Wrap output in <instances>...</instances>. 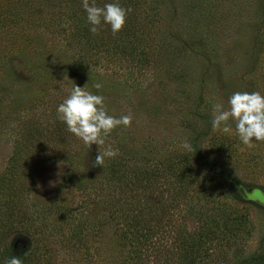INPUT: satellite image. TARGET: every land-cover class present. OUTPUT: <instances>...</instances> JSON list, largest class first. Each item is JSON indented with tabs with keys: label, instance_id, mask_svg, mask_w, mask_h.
Returning a JSON list of instances; mask_svg holds the SVG:
<instances>
[{
	"label": "rangeland",
	"instance_id": "374dc122",
	"mask_svg": "<svg viewBox=\"0 0 264 264\" xmlns=\"http://www.w3.org/2000/svg\"><path fill=\"white\" fill-rule=\"evenodd\" d=\"M111 2L96 0L100 7ZM115 2L131 9L123 28L113 35L105 25L85 35L76 29L79 19H86L79 11L81 0H0V175L10 178L16 201L12 212L6 206L3 211L10 229L22 220L9 236L0 231V247L9 245L30 257L36 251L39 260L32 258L38 264H104L101 257L122 253L116 245L125 251L114 227L93 231L96 223L116 222L112 201L126 202L131 192L123 187L125 174L103 186L86 185L100 179L103 167L94 166L95 158L111 146L128 167L138 168L140 186L146 185L151 201L165 199V180L174 179L166 170L188 158L191 191L204 192V206L199 203L196 214L214 212L211 207L224 203L225 213L214 215L223 241L200 264L252 261L264 252V205L234 199L214 173L195 165L184 144L192 145L191 137L197 136L203 155L226 165L240 190L264 193V142L241 143L231 120L227 132L223 125L211 126L215 103L227 110L235 92L264 95V0ZM95 83L102 84L99 91ZM74 86L102 95L109 115H128L130 125L113 129L104 145L88 148L56 118L57 106ZM57 128L62 137L55 135ZM23 136L29 147H21ZM17 149L20 162L14 163ZM152 169L156 176L149 175ZM69 171L74 178L67 185ZM199 224L196 215H187L188 229ZM75 225L81 230L78 244L69 241ZM160 226L155 237L163 229L169 232L172 223ZM155 237L141 256L148 264L169 258L156 257L161 247Z\"/></svg>",
	"mask_w": 264,
	"mask_h": 264
},
{
	"label": "trees",
	"instance_id": "16d2710c",
	"mask_svg": "<svg viewBox=\"0 0 264 264\" xmlns=\"http://www.w3.org/2000/svg\"><path fill=\"white\" fill-rule=\"evenodd\" d=\"M79 11L82 15L85 13L83 8ZM79 22L80 23L76 28L77 31H84L86 35L89 31L88 27L90 26L87 25L86 19H83V17L79 19ZM129 28L131 29V27ZM59 126L64 127V124L60 122ZM55 135L62 137V134H60L58 128ZM26 139L28 138L25 136L21 138V147H29L31 142L27 141ZM197 140H199L197 136L194 135L191 137V143L193 147L191 148L190 152L192 157L196 159L195 165L201 166L205 172L214 173L220 181L224 182L228 186V191L234 199L245 201L243 195L240 193V185L237 186V184H234L233 182L235 179L232 176L233 172L226 165L204 156L201 148L196 144ZM23 149L21 151H23ZM17 152L18 149L15 151L16 154H13L12 157L14 163L20 162V157L17 156ZM188 161L189 159L187 158L182 160L180 164L176 163L175 165L169 166L166 171L173 173L174 179L168 180V178H166L165 180V183L167 184V186H165V191H167L165 199H162L161 197L156 201H151L148 198L149 196L146 192L148 191L146 189V185H143L142 188L140 186L142 176L139 174L137 167H128L127 164L130 163L125 162V159L120 158L119 155L116 156V158H111L110 160L105 159L104 163H107V165L102 166L103 168L100 171V179L95 182L92 181L93 179H90L86 185L91 183L90 186L92 188L96 184L103 186L105 182L111 180L113 177L118 178L119 172L120 174L122 172L125 174V185L127 186V189L125 188L126 186L123 187L125 190H130L131 192L126 195V202H120L118 198L113 199V201L111 200L115 205L114 208H111V213L113 214L112 217H114L116 220L114 224L98 223L97 225L96 223L93 227V231L95 229L98 231H103L104 228L108 229L110 227H114L119 231L120 238H117V240L121 241L120 245L126 243L125 251H122L121 246H115L117 251L120 250V252H122L119 256H117V253L114 254V252L111 251L106 257H101L104 259V261H106L104 264H148L150 261H144L146 259H143L141 256L144 255V252L146 253L145 246H149L150 240L155 237L154 235L161 227L160 224L164 223V221L172 223V226H170L169 230H167L169 232H166L163 229L160 232V236L155 237V240L158 242L157 247H161L155 250V255L156 257L169 256V258L163 262H155V264H200L201 261H206V257L210 256V253H212L213 250L217 248V241H223L221 240V236L219 234L217 235L216 233L217 226H214V224L217 219L214 215L215 213L216 215L219 213H225L223 211L224 209H222L223 207L221 206L224 203L216 205V207H211V209H214V212H208V210L204 211L202 209L201 213L199 212V214H196L194 208H196V206H198V204L201 202L200 200L203 199V190H200L202 197L199 195L195 203L189 204L190 202L188 203L187 201L193 199V197L195 198V195L200 193L198 190L195 193L194 191H191V187L193 185L191 183L193 179L191 171H193V167L188 164ZM129 166H131V164ZM146 170L147 169L143 171ZM151 171H149V175L153 176L154 174L156 176L154 169ZM169 172H167L168 175H170ZM163 174L165 173L160 172V175ZM73 178V173L69 171L66 173L64 182L67 185L70 183L72 184ZM9 179L10 178L7 179V176L5 175L0 177V185L2 187L4 196L3 201L0 202V208L3 211V207L6 206V209L9 210V212H12L15 206L14 202L16 201L12 198L10 193V185L7 184ZM205 192L207 197L209 192H207V190H205ZM184 205L186 208L184 210H180L179 207H183ZM199 206H204V204L200 203ZM177 211H181V216ZM79 214V216H84L83 213ZM188 214L190 216L193 214L196 215V219L201 222V224L197 226V229L190 230L186 227L185 219L187 218ZM8 216L9 215H7L5 211L0 214V231L2 230L4 233L2 235L4 238L9 236L10 231H17L19 227L18 225L21 226L22 224V220H18L15 223L14 228L10 229L9 224H7L9 222ZM76 218H78V215ZM6 226H8L9 230L4 232V230L8 229H5ZM79 232H81L80 226L75 225L71 231V237L69 241L78 244L79 240L81 239L78 237ZM92 255H94V253H91L88 256L92 257ZM12 256H17L21 260L22 264H38V261L32 258L34 256L39 260V256L36 254V251H34L30 257L27 256V254L14 251L9 245L0 247V261H4L8 258H11ZM42 264L46 263L44 262ZM239 264H264V252L253 258L252 261H250V259H244Z\"/></svg>",
	"mask_w": 264,
	"mask_h": 264
},
{
	"label": "clouds",
	"instance_id": "9594fccd",
	"mask_svg": "<svg viewBox=\"0 0 264 264\" xmlns=\"http://www.w3.org/2000/svg\"><path fill=\"white\" fill-rule=\"evenodd\" d=\"M86 13V23L89 31L97 34L105 25L110 27L113 35L117 34L125 25L126 17L131 9L122 7L118 2L104 3L97 6L96 0H81ZM98 91L101 83L93 85ZM214 115L211 121L213 129L222 125L224 131H229L227 122L234 123L235 131L241 143L249 145L251 142H264V95L258 92H235L228 100V109L224 110L222 103H215ZM56 118L64 125L66 131L81 140L88 148L95 144L102 146L105 138L113 129L128 127L131 117L122 115L119 118L109 115L102 95L92 94L83 87L74 86L66 98L56 108ZM254 138V139H253ZM193 146L185 143L184 148L191 150ZM118 151L111 146L104 148L97 155L94 166L104 164L105 159L114 158ZM0 264H22L17 256H12Z\"/></svg>",
	"mask_w": 264,
	"mask_h": 264
},
{
	"label": "water",
	"instance_id": "95a60500",
	"mask_svg": "<svg viewBox=\"0 0 264 264\" xmlns=\"http://www.w3.org/2000/svg\"><path fill=\"white\" fill-rule=\"evenodd\" d=\"M237 186H239V184H237ZM241 187L242 186H240V188ZM241 190L243 192V197H245L246 199H251L264 205V193L260 189L253 188L249 190H244L242 188Z\"/></svg>",
	"mask_w": 264,
	"mask_h": 264
},
{
	"label": "flooded vegetation",
	"instance_id": "af4514ba",
	"mask_svg": "<svg viewBox=\"0 0 264 264\" xmlns=\"http://www.w3.org/2000/svg\"><path fill=\"white\" fill-rule=\"evenodd\" d=\"M257 189H259V188H257ZM261 190V189H260Z\"/></svg>",
	"mask_w": 264,
	"mask_h": 264
}]
</instances>
